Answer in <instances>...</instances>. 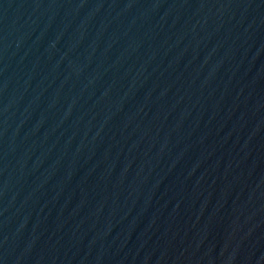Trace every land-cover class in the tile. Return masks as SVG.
<instances>
[{"label":"water","instance_id":"95a60500","mask_svg":"<svg viewBox=\"0 0 264 264\" xmlns=\"http://www.w3.org/2000/svg\"><path fill=\"white\" fill-rule=\"evenodd\" d=\"M0 264H264V0H0Z\"/></svg>","mask_w":264,"mask_h":264}]
</instances>
